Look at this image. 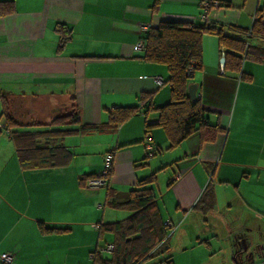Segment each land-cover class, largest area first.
<instances>
[{"label": "crops", "instance_id": "1", "mask_svg": "<svg viewBox=\"0 0 264 264\" xmlns=\"http://www.w3.org/2000/svg\"><path fill=\"white\" fill-rule=\"evenodd\" d=\"M205 1L214 0H0V96L12 101L16 119L24 111L23 126L49 124L62 103L67 111L76 105L82 123L101 125L113 108L152 96L147 114L115 130L66 137V163L58 166L22 168L12 139L0 134V253H11L14 264H93L92 252L113 241L106 240L112 233L100 235L99 224L120 220L110 198L123 205L136 181L151 174L160 210L174 225L172 264L264 259V60L246 59L243 73L227 72L217 36L204 34L190 83L223 131L210 142L194 132L169 148L156 125V108L171 98L169 71L141 59L136 47L141 24L200 22ZM217 1L209 19L225 32L250 30L258 14L264 22V0ZM252 42L264 48L263 39ZM111 150L107 186L89 188L87 177L101 171ZM41 225L68 230L43 232Z\"/></svg>", "mask_w": 264, "mask_h": 264}, {"label": "trees", "instance_id": "2", "mask_svg": "<svg viewBox=\"0 0 264 264\" xmlns=\"http://www.w3.org/2000/svg\"><path fill=\"white\" fill-rule=\"evenodd\" d=\"M156 6L155 3L154 7ZM62 25L60 24L61 32L64 29ZM63 33L69 35L71 30ZM207 33L216 35L224 49V68L227 72L243 73L242 66L246 59L264 60V48L252 42L253 39L264 40V22L259 14L250 30L237 31L235 34L217 28L212 22H196L186 18H168L157 26H149L141 37L143 46L140 58L147 62L164 64L169 71L167 83L170 86L171 98L156 108V125L164 129L169 148L176 147L194 132L200 133L202 141L210 142L223 131L219 123L213 124L209 120L213 110L203 105L199 99L192 101L188 96L190 79L201 66V39ZM193 63V71L189 72ZM0 97L3 105L0 113V134L5 132L12 139L18 161L24 169L64 164L66 159L63 151L66 147L63 141L66 137L77 133L79 129L87 132L103 128L115 130L135 114L141 111L147 114L152 107V96L141 94L137 105L117 106L109 112L107 122L88 125L82 123L78 108L74 105L72 112L55 117L49 124L36 128L34 126L39 123L28 126L18 123L9 111L7 97L3 94ZM151 127V124H146L147 132ZM86 180L85 178L83 185ZM153 183L155 174L137 180L128 191L127 201L123 205L116 203L114 197L110 198V206L126 207L133 212L124 219L99 224L100 235H114L113 250L107 253L98 247L92 252L93 264H172V255L169 254L171 234L166 224L167 219L157 203L151 186ZM210 186L211 184L207 186L209 190ZM41 229L43 232L68 230L44 225H41Z\"/></svg>", "mask_w": 264, "mask_h": 264}, {"label": "built area", "instance_id": "3", "mask_svg": "<svg viewBox=\"0 0 264 264\" xmlns=\"http://www.w3.org/2000/svg\"><path fill=\"white\" fill-rule=\"evenodd\" d=\"M218 5H219V2L217 0H214L213 2L205 1L203 4L204 11L200 16V20L203 22H210L209 16H210L211 6L216 8ZM147 29H149V25L141 24L140 30L142 32L146 31ZM142 46H143V41L140 40L138 44L136 45V47L140 48ZM193 66H194V63L192 66H190L188 70L189 72L193 71V68H194ZM155 79L159 85L163 84V79L161 77H156ZM0 126H2L1 123H0ZM148 146H149V149H151V151L149 152V155H153L154 150H152L153 149L152 146L150 145ZM113 162H114V151L112 150L107 151L103 156V163H102L101 171L94 177L88 179L87 186L93 189L105 186L108 182L109 175L112 171ZM166 224L169 228V233H172L174 231V225L171 223V220H166ZM112 250H113L112 243H109L102 248V251L107 252V253H110ZM0 264H14L13 255L9 252L0 253ZM258 264H264V259H262Z\"/></svg>", "mask_w": 264, "mask_h": 264}, {"label": "rangeland", "instance_id": "4", "mask_svg": "<svg viewBox=\"0 0 264 264\" xmlns=\"http://www.w3.org/2000/svg\"><path fill=\"white\" fill-rule=\"evenodd\" d=\"M53 102H56V101H53ZM52 102V103H53ZM1 100H0V105H1ZM51 103V104H52ZM8 107H9V111H10V113H11V115H13V117L15 116L14 115V106H13V103H12V101H8ZM65 105L66 104H64V103H62V104H60L59 105V107L60 108H57L56 110H57V112L56 111H53V110H51L52 112H54V117H52L51 118V120L52 119H54L55 117H58V116H61V115H64V114H66V113H68V112H72L73 111V109H69L68 111H67V109L65 108ZM36 107V106H35ZM34 107V108H35ZM34 108H32V110H34ZM36 108H41L42 109V111L43 112H47L48 113V109H45L44 107H41V106H37ZM66 110V111H65ZM0 112H1V107H0ZM19 113H15V114H17L16 116H17V118L18 119H16V121L18 122V123H22V120L23 119H25L26 118V116L24 115L23 116V113L22 112H24V111H22V112H20V111H18ZM35 121V120H34ZM44 122V121H43ZM49 123H50V121H49ZM39 124H41V123H39ZM38 124V125H39ZM41 126H43V124H41ZM41 128V127H40ZM3 133H5V132H3ZM161 178V177H160ZM161 181H162V179H160ZM111 210H112V213L115 215V216H117V218H116V220H118V219H124V218H126V217H128L133 211L132 210H129V209H126V208H113V207H109ZM114 210V211H113ZM237 215H233V217H236ZM109 234V233H108ZM111 238H112V240L114 239V235L113 234H109V236L107 237V241H109V239L111 240ZM105 240V241H106ZM107 241L105 242V244L107 243ZM104 244V245H105Z\"/></svg>", "mask_w": 264, "mask_h": 264}, {"label": "water", "instance_id": "5", "mask_svg": "<svg viewBox=\"0 0 264 264\" xmlns=\"http://www.w3.org/2000/svg\"><path fill=\"white\" fill-rule=\"evenodd\" d=\"M221 62H222V64L225 63V56L224 55H222ZM196 91H197V84L196 83H190L188 86V96L190 97V99L192 101L196 100Z\"/></svg>", "mask_w": 264, "mask_h": 264}]
</instances>
